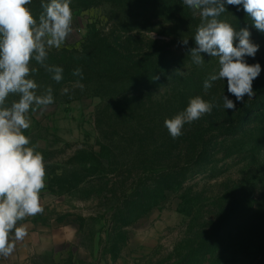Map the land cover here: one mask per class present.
<instances>
[{
  "label": "rangeland",
  "instance_id": "374dc122",
  "mask_svg": "<svg viewBox=\"0 0 264 264\" xmlns=\"http://www.w3.org/2000/svg\"><path fill=\"white\" fill-rule=\"evenodd\" d=\"M71 9L72 31L61 48L48 52L79 49L89 34L111 31L106 6L71 4ZM196 16L200 17L198 12ZM220 20L238 30L234 21ZM195 33L184 31L160 39L170 45L183 75L206 66L211 75L219 69L217 58L201 53L204 64L192 62ZM250 40L264 45L259 37L251 35ZM175 81L178 87H189L181 97L185 101L173 87L156 91L154 99L166 97L168 108L128 114L134 130L125 126L126 118H116L111 110L97 114L109 101L93 90L30 111L26 134L43 154L47 173L41 192L44 212L19 222L28 235L16 242L10 256L0 257V264H264V170L255 168L260 157L264 160V136L211 143V149L218 147L222 153L215 176L190 168L185 184L159 197L138 192V181L128 179L126 170L138 166L135 146L147 149L161 144L163 135L169 134L165 119L183 111L194 95L193 84L185 77L177 76ZM200 82L198 93L204 91V80ZM47 88L38 86L37 94ZM16 100L18 96L10 95L6 105ZM195 122L184 125L182 139L195 135L191 131ZM129 145L132 148L125 150L124 158L107 156L110 149ZM147 178L141 183H149ZM124 180L128 182L118 183Z\"/></svg>",
  "mask_w": 264,
  "mask_h": 264
},
{
  "label": "trees",
  "instance_id": "16d2710c",
  "mask_svg": "<svg viewBox=\"0 0 264 264\" xmlns=\"http://www.w3.org/2000/svg\"><path fill=\"white\" fill-rule=\"evenodd\" d=\"M71 4L78 8L106 6L112 27L108 33L97 31L89 34L79 49L48 52L47 63L63 69L60 82L54 81L52 73L35 61L32 62L31 66L37 72L30 78L38 86L53 87L54 102L60 99L72 100L93 90L95 95L109 101L97 114H103L104 109L111 110L116 118H126L125 126L134 130L135 126L127 118L128 114L159 110L164 112L168 108L169 100L166 97L154 99L156 91L173 87L180 92V101H185L186 98L181 100V97L190 91L189 87H178L179 82L175 79L181 77L176 72L180 69L174 62L175 56L170 45L160 39L184 31L195 32L201 23L200 17L188 9L182 0H70V7ZM28 7L37 19L43 12L41 0H32ZM226 9L219 19L234 21L238 30L247 27L251 35L259 37L264 43V33L252 25L242 5H226ZM149 34L157 38L152 39L147 36ZM190 46L196 47L194 43ZM245 61L250 65L259 63L261 72L252 84L255 96L248 99L245 95L242 102L227 91L226 80L215 82L208 94L197 92L200 81L205 80L211 72L208 66L182 75L193 84L192 98L199 95L217 106L210 114H205L191 125L194 136L173 139L166 133L159 145L147 149L141 145L135 146L134 157L137 158L138 166L126 172L129 173L128 179L138 181V192L149 191L159 197L161 193L185 184L190 168L200 169L211 178L215 176V163L222 153L218 147L211 149L208 145L213 142L217 145L218 142H237L254 135L255 138L264 136V45L259 47L255 57L246 56ZM76 68L82 69V79L72 74ZM94 88L99 91H94ZM64 89H67V93L63 92ZM223 96L235 103V110L223 108ZM153 103H156V107ZM147 104L150 106L146 107ZM131 148L129 145L127 148L105 150H109V158H124L125 150ZM257 165L256 170H264L261 157ZM146 177L149 183H141ZM127 182L124 180L118 183ZM232 212L237 217V210L233 209Z\"/></svg>",
  "mask_w": 264,
  "mask_h": 264
},
{
  "label": "clouds",
  "instance_id": "9594fccd",
  "mask_svg": "<svg viewBox=\"0 0 264 264\" xmlns=\"http://www.w3.org/2000/svg\"><path fill=\"white\" fill-rule=\"evenodd\" d=\"M182 2L202 19L194 35L196 47L190 49L192 62L203 65L201 53L218 59V71L203 82L205 93L213 87V82L226 80L227 91L237 101L242 102L245 95L252 99L255 96L252 84L261 66L248 64L245 57H255L259 45L250 40L247 27L237 30L219 17L227 11L226 5H242L252 25L264 33V0ZM31 3L32 0H0V257L10 256L16 242L28 235L26 226L19 222L44 212L41 204L47 174L44 156L26 131L31 127L30 111L47 108L54 103V97L51 87L37 94L38 84L30 78L37 69L31 64L35 61L53 74L54 81L60 82L63 69L47 63L48 50L61 48L72 31L70 0H41L43 12L38 19L28 7ZM183 43L187 45L188 40ZM72 74L83 78L81 68H76ZM10 95L18 96V100L6 105ZM222 99L224 109H236L227 96ZM216 106L212 101L195 96L183 111L165 119L164 125L176 139L182 135L185 124L210 114Z\"/></svg>",
  "mask_w": 264,
  "mask_h": 264
}]
</instances>
